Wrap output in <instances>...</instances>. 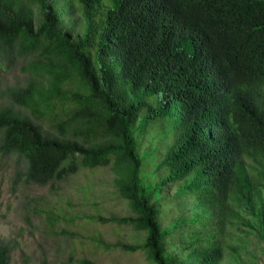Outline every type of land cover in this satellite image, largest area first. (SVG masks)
Wrapping results in <instances>:
<instances>
[{"label":"trees","instance_id":"obj_1","mask_svg":"<svg viewBox=\"0 0 264 264\" xmlns=\"http://www.w3.org/2000/svg\"><path fill=\"white\" fill-rule=\"evenodd\" d=\"M77 14L72 36L61 25ZM16 68L27 77L0 89V157L17 182L111 168L135 216L109 220L147 232L118 244L154 264H225L247 215L264 240V0H0V73ZM163 120L172 141L150 180L139 131ZM176 184L192 214L163 228Z\"/></svg>","mask_w":264,"mask_h":264},{"label":"rangeland","instance_id":"obj_2","mask_svg":"<svg viewBox=\"0 0 264 264\" xmlns=\"http://www.w3.org/2000/svg\"><path fill=\"white\" fill-rule=\"evenodd\" d=\"M61 26L64 32L79 35L83 20L77 14ZM26 77L22 68L0 73V89L23 83ZM170 127L163 120L157 121L155 129L139 131L138 148L148 158L145 174L150 180L172 141L161 139L171 132ZM15 175L14 158L0 157V246L7 247L10 264H80L84 258L96 264H154L146 250L130 253L119 246L144 245L147 232L109 220L135 216L129 201L117 191L111 168L83 169L46 186L17 182ZM155 178L163 179L158 173ZM180 187L176 184L168 189L166 195L171 199L162 204L160 213L163 228L192 214V199L177 196ZM51 217L61 219L56 223ZM246 219L245 225L236 226L232 232L241 241L227 253L225 264H264L261 227L249 215Z\"/></svg>","mask_w":264,"mask_h":264}]
</instances>
